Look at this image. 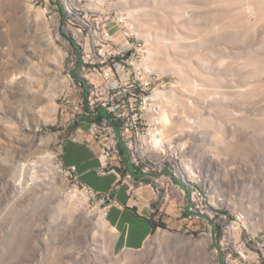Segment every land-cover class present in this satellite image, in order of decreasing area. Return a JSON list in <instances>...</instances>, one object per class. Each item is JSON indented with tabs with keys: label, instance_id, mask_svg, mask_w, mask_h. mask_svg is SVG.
Masks as SVG:
<instances>
[{
	"label": "rangeland",
	"instance_id": "obj_1",
	"mask_svg": "<svg viewBox=\"0 0 264 264\" xmlns=\"http://www.w3.org/2000/svg\"><path fill=\"white\" fill-rule=\"evenodd\" d=\"M56 2L0 0V264H264V0H59L65 20ZM117 12L167 82L158 101L173 154L139 174L169 166L187 195L190 179L212 194L192 211L175 179L145 178L157 223L135 250L116 244L110 198L57 170L71 134L58 97L87 78L81 35L101 43Z\"/></svg>",
	"mask_w": 264,
	"mask_h": 264
},
{
	"label": "built area",
	"instance_id": "obj_2",
	"mask_svg": "<svg viewBox=\"0 0 264 264\" xmlns=\"http://www.w3.org/2000/svg\"><path fill=\"white\" fill-rule=\"evenodd\" d=\"M112 21L117 35L111 27L99 28L97 35H101V43H94V39L87 38V34L81 35L84 52H78V58L79 71H87V78L81 79L85 84V95L66 91L58 97V112L60 120L67 129H71L68 140L83 141L89 145L98 160L97 172L100 175L114 173L118 177L117 183H127L129 189H133L135 173L148 172L141 171V163L150 162V156L149 160H142V154L130 155L129 147H123L120 140L118 125L127 126V137L131 131L139 132L142 152L143 142H151L156 149L161 147V141L169 139L163 133L162 104L157 103L156 114H149V111H142V100H148L151 88H167V82L162 77L152 78L154 70L146 60H142V50H148V44H139V34L133 21H123L122 12L114 13ZM134 60H141V69H134ZM110 141H118L117 150H110ZM62 151L57 163L60 175L83 187L84 194H89V198L99 197L100 194L80 181L75 165L63 162ZM166 168L169 170H162L168 175L161 170L157 171L160 173L156 177H143L152 181L160 178L176 180L172 168ZM174 189L187 198L186 189L178 181ZM196 194L203 198L212 197L211 193ZM214 202L222 203L224 200ZM188 209L202 211L203 205H193L188 200ZM233 222L237 226L245 225L239 213L235 214Z\"/></svg>",
	"mask_w": 264,
	"mask_h": 264
},
{
	"label": "crops",
	"instance_id": "obj_3",
	"mask_svg": "<svg viewBox=\"0 0 264 264\" xmlns=\"http://www.w3.org/2000/svg\"><path fill=\"white\" fill-rule=\"evenodd\" d=\"M62 159L66 165L76 166L80 181L100 194V201L105 199L104 196L110 198L111 203L105 200L104 215L117 231V246L132 250L142 248L157 223L153 215L151 203L154 197L150 184H147L148 179L136 174V182L141 184L139 181L144 179L145 184L133 190L132 194L129 193L128 184L117 183L118 177L114 173L100 175L97 172L98 160L89 145L83 141L65 142Z\"/></svg>",
	"mask_w": 264,
	"mask_h": 264
},
{
	"label": "bare ground",
	"instance_id": "obj_4",
	"mask_svg": "<svg viewBox=\"0 0 264 264\" xmlns=\"http://www.w3.org/2000/svg\"><path fill=\"white\" fill-rule=\"evenodd\" d=\"M35 1V0H34ZM123 21H130L126 16L123 15ZM139 44H143L142 41L139 38ZM145 51L142 50V60L144 57ZM134 69H141V60H134ZM152 78H160L157 74H155L152 71ZM78 89L76 90V93L78 95H85V84L80 81H78ZM166 90V87H156L149 89V95L148 100H142V111H149V114H156L157 111V103L158 97L160 94L164 93ZM164 121V126L169 123V119L167 116L163 115L162 117ZM118 132L120 140H122L123 147H129V154L130 155H141L142 154V160H149L150 156V162H142L141 163V170L142 171H148L149 166L158 167L163 161L167 160L169 157H171V154L169 153L172 149V146L167 143V141L164 139L161 141V147L156 149V145H151V142H143V152H142V143L139 138V132L138 131H131L129 133V137H127V126L126 125H118ZM118 149V141H110V150H117ZM176 153V152H175ZM155 157V159H154ZM152 167V168H153ZM188 174L190 177H195V174L192 170H190ZM190 191L187 195V199L190 200L191 204L198 205V204H210L209 202V196L197 195V193H207V191L202 188L197 182L190 179ZM176 186V185H175ZM78 187V185H77ZM196 189V192H195ZM81 190L83 191V187H81ZM89 198V194H85ZM222 197H217L216 200H220ZM188 207V203L187 206ZM242 220H245L246 223V217L243 213H239Z\"/></svg>",
	"mask_w": 264,
	"mask_h": 264
},
{
	"label": "trees",
	"instance_id": "obj_5",
	"mask_svg": "<svg viewBox=\"0 0 264 264\" xmlns=\"http://www.w3.org/2000/svg\"><path fill=\"white\" fill-rule=\"evenodd\" d=\"M59 6H60V13H61V15H62V20H65V18H66V15H65V11L63 10V8H62V5H61V3L59 2V0H57V2H56ZM62 34H63V36L64 37H66L67 39H70V37L66 34V33H64V32H62ZM71 44L73 45V42H71ZM77 62H78V65L76 66L77 68H78V66H79V59H77ZM76 76V75H75ZM77 78V77H76ZM78 79V78H77ZM78 81H80L81 83L83 82L80 78L78 79ZM137 173H135V175H136ZM136 178V177H135ZM137 179V178H136Z\"/></svg>",
	"mask_w": 264,
	"mask_h": 264
}]
</instances>
